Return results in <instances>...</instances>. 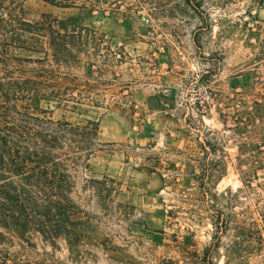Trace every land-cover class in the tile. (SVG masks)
Segmentation results:
<instances>
[{"label":"rangeland","instance_id":"374dc122","mask_svg":"<svg viewBox=\"0 0 264 264\" xmlns=\"http://www.w3.org/2000/svg\"><path fill=\"white\" fill-rule=\"evenodd\" d=\"M190 5L0 0V76L41 68L83 113L52 118L98 117L105 143L72 194L88 232L11 241L21 264H264V0ZM100 176L105 204L80 188Z\"/></svg>","mask_w":264,"mask_h":264},{"label":"trees","instance_id":"16d2710c","mask_svg":"<svg viewBox=\"0 0 264 264\" xmlns=\"http://www.w3.org/2000/svg\"><path fill=\"white\" fill-rule=\"evenodd\" d=\"M186 2L191 6V0ZM48 42L55 58L60 44L54 34ZM38 69L25 77L0 76V264H21L22 251L7 249L11 241L23 250L33 245L32 233H37V239L54 246L56 233H66L71 248L75 233H87L90 226L72 194L80 173L89 171L91 159L104 150L99 118L53 119L42 106L46 101L57 99L67 111L83 113L67 105L72 95L55 88ZM83 180L80 188L89 186L100 204L112 200V179ZM211 224L214 233L224 231L219 217Z\"/></svg>","mask_w":264,"mask_h":264}]
</instances>
